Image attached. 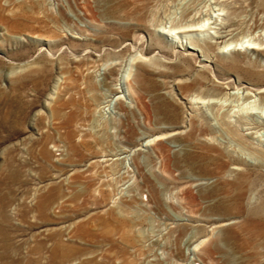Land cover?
Here are the masks:
<instances>
[{"label": "rangeland", "instance_id": "1", "mask_svg": "<svg viewBox=\"0 0 264 264\" xmlns=\"http://www.w3.org/2000/svg\"><path fill=\"white\" fill-rule=\"evenodd\" d=\"M258 86L264 0H0V264H264Z\"/></svg>", "mask_w": 264, "mask_h": 264}, {"label": "bare ground", "instance_id": "2", "mask_svg": "<svg viewBox=\"0 0 264 264\" xmlns=\"http://www.w3.org/2000/svg\"><path fill=\"white\" fill-rule=\"evenodd\" d=\"M208 21H209V19H208V17H207V19H204L203 18V20L201 19V21L199 20L198 22H196V23H191V24H187V25H185V26H174V27H170V28H167L166 30L165 29H162V31H159V29L157 30L158 32H161V33H163V34H165L167 37H169V36H176L177 38H175V39H179V33H182L183 34V36H185V33H183V32H185V31H203L206 27V24L208 23ZM242 39V38H241ZM232 42H233V40L232 41H225L224 42V44L223 45H221L220 46V48H222V51H226L227 49H229V46H230V44H232ZM238 43H240V45H241V47H238V48H236V49H241V48H245V49H260L261 50V48H263V47H261V45H257L256 43L257 42H254V41H250V40H240L239 39V41H238ZM237 43V44H238ZM182 45H183V43H182V41H181V43H180V47H182ZM263 45V44H262ZM185 47H187V48H191L192 46L190 45V46H187V45H185ZM240 86V85H239ZM238 86V87H239ZM240 88V87H239ZM238 88V89H239ZM254 89V92L255 93H261V92H264V88H262L261 89V87L260 86H258V87H254L253 88ZM245 90V89H244ZM250 91V90H249ZM227 94H229V92H226L225 91V93H223V95H227ZM236 94H237V92H236ZM235 95V94H234ZM241 95V94H240ZM243 95V94H242ZM248 95V96H247ZM251 94H250V92H246V93H244V98H247V97H249ZM257 95H259V94H257ZM195 99V103H201V102H203L204 101V99H203V97H201L200 95H194L193 96ZM236 97V96H235ZM203 100V101H202ZM249 103V102H248ZM244 104V103H243ZM241 105V104H240ZM246 106V105H245ZM242 108H243V106H241ZM241 107H239L240 109H241ZM247 107H249V105L248 106H246V107H244V108H246V109H244L243 108V110H248L247 109ZM250 107H253V106H251L250 105ZM236 112H237V110H235ZM256 126V125H255ZM255 126H253L254 128H255ZM258 127V126H257ZM259 128V127H258ZM258 128H257V130H258Z\"/></svg>", "mask_w": 264, "mask_h": 264}]
</instances>
